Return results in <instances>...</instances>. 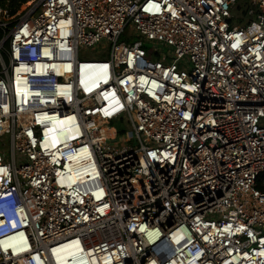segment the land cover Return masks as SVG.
Instances as JSON below:
<instances>
[{"label":"built area","instance_id":"1","mask_svg":"<svg viewBox=\"0 0 264 264\" xmlns=\"http://www.w3.org/2000/svg\"><path fill=\"white\" fill-rule=\"evenodd\" d=\"M239 1L0 0V264H264V0L245 26Z\"/></svg>","mask_w":264,"mask_h":264},{"label":"rangeland","instance_id":"2","mask_svg":"<svg viewBox=\"0 0 264 264\" xmlns=\"http://www.w3.org/2000/svg\"><path fill=\"white\" fill-rule=\"evenodd\" d=\"M246 8H247V4L244 0H240L236 7L232 8V14L234 16L233 19V23L235 24H240L242 23L244 26L249 24L250 21L252 20L251 17H249L246 14ZM138 39L136 37H134V33H133V29L131 27H128L126 29L125 34L121 37L120 42H131L133 43L134 41H137ZM144 43V48L153 53L155 50L156 45L151 43V42H147V41H143ZM108 47L106 45H98L94 48H91L90 50H88L87 52H85L83 55L80 56L81 59H85V60H101L104 59L107 54H108ZM165 53H168V49H164L163 50ZM113 123H117V121H113ZM121 128V125L116 124L115 125V129L118 130V128ZM6 140H8V137H5ZM2 145V141H0V150L6 154V158L7 160H10L11 157V148L9 144H5L3 149L1 148ZM22 163V162H21ZM20 162L18 164H21Z\"/></svg>","mask_w":264,"mask_h":264},{"label":"bare ground","instance_id":"3","mask_svg":"<svg viewBox=\"0 0 264 264\" xmlns=\"http://www.w3.org/2000/svg\"><path fill=\"white\" fill-rule=\"evenodd\" d=\"M69 249H67V251L64 253V257H63V260L65 261L66 259H67V257L69 256V255H71L70 256V258L69 259H73V260H75L76 258L75 257H78V260L80 259L79 258V254H78V252L76 251V250H69ZM72 251H76V252H74L73 254L71 253ZM71 253V254H70ZM74 255V256H73ZM60 262H63L61 259H60ZM60 264H62V263H60Z\"/></svg>","mask_w":264,"mask_h":264},{"label":"trees","instance_id":"4","mask_svg":"<svg viewBox=\"0 0 264 264\" xmlns=\"http://www.w3.org/2000/svg\"><path fill=\"white\" fill-rule=\"evenodd\" d=\"M121 122H122V120L121 121H118L116 124H118V125H120L121 124ZM115 123H113V126H114V128H115V125H116ZM118 128V127H117ZM116 130V129H115ZM116 132L118 133V134H123V129H121V128H118V130H116Z\"/></svg>","mask_w":264,"mask_h":264}]
</instances>
